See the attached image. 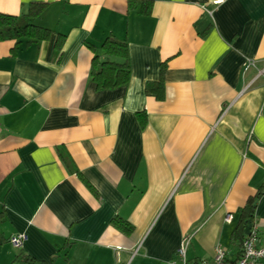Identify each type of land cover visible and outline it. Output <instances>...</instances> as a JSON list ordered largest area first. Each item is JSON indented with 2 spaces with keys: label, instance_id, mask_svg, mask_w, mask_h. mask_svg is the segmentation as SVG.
Returning a JSON list of instances; mask_svg holds the SVG:
<instances>
[{
  "label": "crops",
  "instance_id": "1",
  "mask_svg": "<svg viewBox=\"0 0 264 264\" xmlns=\"http://www.w3.org/2000/svg\"><path fill=\"white\" fill-rule=\"evenodd\" d=\"M141 1L0 0L16 17L45 5L50 31L0 35V264H170L187 239L190 264L218 245L237 259L241 210L264 188V0H146L149 15ZM110 36L131 79L98 90L89 45ZM164 64L159 100L146 86ZM255 223L264 245V193Z\"/></svg>",
  "mask_w": 264,
  "mask_h": 264
},
{
  "label": "trees",
  "instance_id": "2",
  "mask_svg": "<svg viewBox=\"0 0 264 264\" xmlns=\"http://www.w3.org/2000/svg\"><path fill=\"white\" fill-rule=\"evenodd\" d=\"M133 2L135 0H130L131 6ZM141 2L140 13L149 15L151 13L152 1L143 0ZM44 8L45 5L32 4L29 13L23 17L0 13L1 37L17 41V46L23 42L28 46L47 40L50 36V31L35 24ZM58 46L60 47V44ZM89 48L95 55L92 63L91 79L96 84L97 89L114 90L127 87L131 79L128 44L110 36L99 49L92 45H89ZM165 71L166 64L162 67L160 82L147 84L146 93L149 96H154L159 100L164 98ZM138 118L142 127H145L147 121L146 114L139 113ZM263 193L264 188H261L254 197L248 200L245 207L241 210L240 222L233 233V245L239 247L237 259L235 261H228V264H237L243 254V242L247 238L245 234L246 227L248 224H252V226L256 224L255 211ZM113 224L126 235H131L134 232V227L123 219L117 218L113 221ZM19 259L23 264H46L38 262L29 256H20Z\"/></svg>",
  "mask_w": 264,
  "mask_h": 264
},
{
  "label": "built area",
  "instance_id": "3",
  "mask_svg": "<svg viewBox=\"0 0 264 264\" xmlns=\"http://www.w3.org/2000/svg\"><path fill=\"white\" fill-rule=\"evenodd\" d=\"M1 144V138H0ZM233 215H228L226 218L227 223H232ZM27 241L26 234H19L11 238V245L14 248L20 249ZM190 240L183 241L180 249L177 252L176 260L170 262V264H190L187 257V248ZM229 251L218 245L215 249V255L211 262L204 261L201 264H228ZM237 264H264V245L261 241L260 229L257 224L252 226L250 235L243 242V254L238 260Z\"/></svg>",
  "mask_w": 264,
  "mask_h": 264
},
{
  "label": "water",
  "instance_id": "4",
  "mask_svg": "<svg viewBox=\"0 0 264 264\" xmlns=\"http://www.w3.org/2000/svg\"><path fill=\"white\" fill-rule=\"evenodd\" d=\"M251 229H252V224H248L246 227V236L250 235Z\"/></svg>",
  "mask_w": 264,
  "mask_h": 264
}]
</instances>
